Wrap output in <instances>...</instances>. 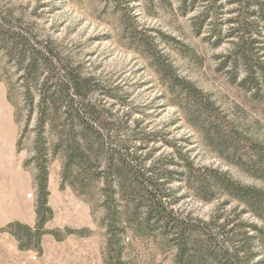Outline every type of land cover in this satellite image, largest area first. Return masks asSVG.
I'll use <instances>...</instances> for the list:
<instances>
[{
  "label": "rangeland",
  "instance_id": "obj_1",
  "mask_svg": "<svg viewBox=\"0 0 264 264\" xmlns=\"http://www.w3.org/2000/svg\"><path fill=\"white\" fill-rule=\"evenodd\" d=\"M166 66L198 94L171 86ZM65 70L103 117L101 137L80 129L59 95L38 106L41 93L63 85ZM69 124L84 155L67 165L52 146ZM42 142L53 215L37 250L23 228L36 224ZM119 156L165 183L183 216L221 215L264 230V204L255 213L198 177L214 170L264 192V0H0V264H103L105 180L128 170ZM113 198L124 260L174 264L167 239L135 234L134 218ZM249 235L252 264H264V235Z\"/></svg>",
  "mask_w": 264,
  "mask_h": 264
},
{
  "label": "trees",
  "instance_id": "obj_2",
  "mask_svg": "<svg viewBox=\"0 0 264 264\" xmlns=\"http://www.w3.org/2000/svg\"><path fill=\"white\" fill-rule=\"evenodd\" d=\"M243 65L247 72H252V66L246 56H243ZM162 71L167 73L166 77L171 86H177L192 96L198 94L193 85L179 79L171 67L166 66ZM65 72L67 75L61 80L63 85H60L58 90H54L50 97L45 98L41 93L38 106L42 107L54 103V95H59V98H65L70 108H73L77 118L76 125L96 138L101 137L100 124L104 121L103 117L86 100L87 96L80 91L78 81L73 76H69L67 70ZM23 78L28 84L26 76ZM25 97L32 103L33 93L28 86L25 90ZM39 120L41 121V118ZM90 121L92 122L90 123ZM67 127L61 132H56V142L52 146V155L55 156L58 150H61L67 165H70L69 163H74L73 159L76 155L82 157L84 151L81 149L80 140L75 137L72 124ZM43 144L44 142L39 143L35 152L40 159V162L36 164L34 176L37 195L36 224L31 229L32 231L26 227L23 228L27 232H32L30 238L35 241L37 250H39L40 239L45 233L44 225L53 215L47 201L49 196L48 165L45 160L46 149ZM117 161L119 166L124 165L128 167L126 168L128 170L119 174L113 184L107 183L105 180V184L110 190V202H106L103 206L106 233L103 264H128L123 258L122 233L124 223L115 204L113 198L115 196L118 198V204L120 203L127 210L128 216L134 218L133 231L135 234L145 236L151 231H156L161 237L167 239L170 246L175 250L174 264H252L254 253L252 236L249 233L264 235L262 228L255 224H242L241 227L221 215H215L208 221L191 220L189 217L178 213L167 201L165 183H159L154 178L152 171L146 168L144 164L136 161L127 162L122 156H119ZM110 162L109 159L106 164L109 165ZM189 167L191 166L189 165ZM198 177L201 184L206 183L207 177L210 178L215 186L220 187L239 204L253 207L255 213L262 210L264 204L263 191L241 186L225 174L214 170H198ZM7 228L5 231L14 235ZM243 228L248 230L243 231Z\"/></svg>",
  "mask_w": 264,
  "mask_h": 264
},
{
  "label": "crops",
  "instance_id": "obj_3",
  "mask_svg": "<svg viewBox=\"0 0 264 264\" xmlns=\"http://www.w3.org/2000/svg\"><path fill=\"white\" fill-rule=\"evenodd\" d=\"M26 224H28V225H31L32 224V222H25Z\"/></svg>",
  "mask_w": 264,
  "mask_h": 264
}]
</instances>
